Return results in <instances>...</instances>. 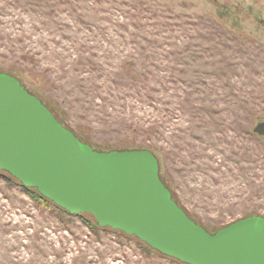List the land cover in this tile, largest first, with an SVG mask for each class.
<instances>
[{
  "label": "rangeland",
  "instance_id": "374dc122",
  "mask_svg": "<svg viewBox=\"0 0 264 264\" xmlns=\"http://www.w3.org/2000/svg\"><path fill=\"white\" fill-rule=\"evenodd\" d=\"M0 71L95 149L146 148L211 232L264 216V0H0ZM0 264H187L0 170Z\"/></svg>",
  "mask_w": 264,
  "mask_h": 264
},
{
  "label": "water",
  "instance_id": "95a60500",
  "mask_svg": "<svg viewBox=\"0 0 264 264\" xmlns=\"http://www.w3.org/2000/svg\"><path fill=\"white\" fill-rule=\"evenodd\" d=\"M254 132L264 136V120ZM0 170L72 214L134 235L187 264H264V216L211 232L174 199L146 148L101 151L15 75L0 71Z\"/></svg>",
  "mask_w": 264,
  "mask_h": 264
},
{
  "label": "trees",
  "instance_id": "16d2710c",
  "mask_svg": "<svg viewBox=\"0 0 264 264\" xmlns=\"http://www.w3.org/2000/svg\"><path fill=\"white\" fill-rule=\"evenodd\" d=\"M54 113V112H53ZM56 115V114H55ZM57 116V115H56ZM57 118H58V116H57ZM59 119V118H58ZM60 120V119H59ZM61 121V120H60ZM62 122V121H61ZM26 188H27V186H25ZM29 189H30V187H28ZM36 194H38V195H40V196H43V195H41L37 190H36ZM44 197V196H43ZM46 198V197H45ZM97 225H98V223H97Z\"/></svg>",
  "mask_w": 264,
  "mask_h": 264
}]
</instances>
